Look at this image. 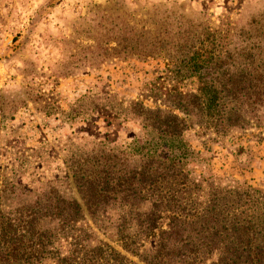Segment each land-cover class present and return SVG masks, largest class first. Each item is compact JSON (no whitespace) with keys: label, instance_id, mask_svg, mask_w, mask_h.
Instances as JSON below:
<instances>
[{"label":"trees","instance_id":"1","mask_svg":"<svg viewBox=\"0 0 264 264\" xmlns=\"http://www.w3.org/2000/svg\"><path fill=\"white\" fill-rule=\"evenodd\" d=\"M259 38L232 51L204 41L188 48L176 69L196 88L172 95L171 110L139 100L112 110L139 123L131 144L69 147L64 174L33 182L49 157L43 149L24 156L31 183L15 185L11 170L0 185V264H264V193L196 173L192 163L207 157L185 136L194 124L221 138L264 121ZM154 50L133 43L119 52Z\"/></svg>","mask_w":264,"mask_h":264},{"label":"rangeland","instance_id":"2","mask_svg":"<svg viewBox=\"0 0 264 264\" xmlns=\"http://www.w3.org/2000/svg\"><path fill=\"white\" fill-rule=\"evenodd\" d=\"M208 31L216 36L208 40ZM262 33L264 0H0V185L11 170L15 185L31 183L21 159L32 150L49 157L33 182L64 174L69 147L131 144L139 123L112 110L138 100L171 110L176 92L196 88L177 70L188 48L204 41L240 49ZM133 43L154 54L119 52ZM185 136L207 157L192 163L196 173L264 193V121L221 138L194 124Z\"/></svg>","mask_w":264,"mask_h":264},{"label":"crops","instance_id":"3","mask_svg":"<svg viewBox=\"0 0 264 264\" xmlns=\"http://www.w3.org/2000/svg\"><path fill=\"white\" fill-rule=\"evenodd\" d=\"M262 172V170L260 171V173Z\"/></svg>","mask_w":264,"mask_h":264}]
</instances>
